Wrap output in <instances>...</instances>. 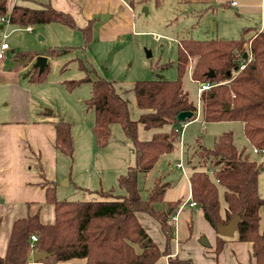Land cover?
Masks as SVG:
<instances>
[{"label": "trees", "instance_id": "16d2710c", "mask_svg": "<svg viewBox=\"0 0 264 264\" xmlns=\"http://www.w3.org/2000/svg\"><path fill=\"white\" fill-rule=\"evenodd\" d=\"M10 3L11 0H0V17L8 16L10 24L26 26L58 22L75 26L70 14L50 5L28 8L10 6ZM81 30L84 41L88 42L91 39L90 24ZM247 50L251 60L243 69H235L241 61L247 60L243 56ZM50 53L57 55L60 50L54 48ZM189 61L193 63L190 73L193 81L215 84L200 93L203 120L238 121L242 123L243 136L249 145L264 148V32L253 27L242 29L236 39H179L174 79L138 80L133 84L136 105L142 110L136 120L130 118L127 102L115 90L112 81L92 76L90 71L82 78L64 80L63 84L69 90L84 82L91 84L85 106L94 111L92 133L97 147L103 148L107 144L111 125L120 124L133 143L136 163L117 177L116 185L124 193H116L110 187L96 190L102 199L59 200L52 181L44 176L43 165L38 162L43 178L39 185L45 188V202L53 207V222L43 223L38 213L16 218L11 225L6 250L0 255V264H32L34 250L49 253L36 262L42 264L76 258H84L85 264H156L162 256L168 257L167 264H195L190 259L170 254L173 230L168 219L181 199L164 201V186L156 188L157 179L143 198L137 182L139 173L149 171L161 155L173 149L179 136L175 129H179L181 123L176 114L182 110L191 111L185 121L196 116V106L182 87ZM47 68L38 72L33 67L31 81L42 82ZM210 71L213 76L208 75ZM138 124L154 130L149 139L138 138ZM164 126L169 129H163ZM54 127L56 148L60 153L72 156L70 122L60 118L54 122ZM196 142V148L186 158L191 170V199L215 230L217 225L239 215L236 240L251 242L253 264H264V230L259 226L264 198L258 193L257 181L261 164L250 158L244 147L237 148L231 131L216 136L211 147ZM161 202L165 203L163 209L156 206ZM137 212H145L157 220L165 238L163 249L158 248L141 226ZM31 235L36 237L34 241L30 239ZM223 243L224 238L217 233L213 251L218 253Z\"/></svg>", "mask_w": 264, "mask_h": 264}, {"label": "rangeland", "instance_id": "374dc122", "mask_svg": "<svg viewBox=\"0 0 264 264\" xmlns=\"http://www.w3.org/2000/svg\"><path fill=\"white\" fill-rule=\"evenodd\" d=\"M16 1L32 3L26 0ZM132 2L133 13L128 12L124 16L125 21L128 22V30L114 33L115 31L112 32L109 28L102 31L92 27L91 39L88 42L84 41L81 30L58 22L34 24L32 31L25 30V25L8 23L4 24L5 28L0 29V42L4 34V40L9 45V49L5 52L7 65L23 66L33 53L49 55L45 79L40 84L27 86L31 89L32 118L56 121L61 116L72 125V156L63 155L53 148V156L47 157L46 160L41 159L44 173H50L53 176V180L50 181L59 200L102 199L96 190H108L110 187H113L116 193H124L116 185V175L125 173L128 165L134 166L136 163L133 143L127 138L129 145L125 146L120 124H112L107 144L103 148L97 147L91 133L94 113L91 108L86 109L84 105V101L89 97L91 84L84 82L69 91L63 86L64 80L82 78L90 71L92 76H101L112 81L116 91L127 102L130 118L135 120L140 109L135 103L133 84L138 80L174 79L179 39L183 37L199 40L219 37L233 39L239 35V32L230 34L228 30L225 33L220 32V27L219 31L212 29L211 19L208 17L199 19L200 5L194 3L177 0H132ZM211 13L210 15L217 20V24L227 29L232 23L231 18L235 15V10L229 7L216 8L213 14ZM54 48L60 50V53L52 55L50 51ZM147 52L150 54L148 55ZM192 64L189 61L186 74L182 77V87L197 108L199 84L190 78ZM7 90L6 87L0 88V117L5 119L8 117L9 109V104L3 103V100L9 97ZM48 110L51 113H48ZM45 113L48 114L44 115ZM196 113L193 120L180 123L179 136L173 149L161 155L149 171L138 174L137 182L141 196L147 197L157 179L156 188L165 187L164 181L171 185L166 187L165 199L183 197V199L180 198L181 202L186 200L188 193L186 179L187 175H190L186 158L196 148V141L198 140L205 147H211L216 136L222 132L231 131L237 148L245 147L249 157L261 164L257 181L259 194L264 197V155L252 152L243 136L241 123L238 121L205 122L201 114L202 102ZM163 129L168 130L169 126H164ZM153 132V129H144L141 124H138L139 139H149ZM186 149L187 152H185ZM26 155L27 164L24 166L26 174L23 177L33 182L38 171L37 154L34 155L28 149ZM178 160L182 161L183 169L175 166ZM183 170L186 173L188 171L186 177L182 174ZM29 187L35 188L31 193L33 197H38L40 185L34 183ZM22 193L25 194L23 191ZM156 206L163 209L165 203L161 202ZM183 206V212L178 213L176 219L177 229H181L182 236L188 233L185 218L190 212L188 204L184 203ZM15 210V212L3 213L0 220V233H5L12 217L38 213L43 223L53 222V207L44 201L28 209L19 207ZM136 214L140 223H144L142 215L150 216L145 212ZM152 220L158 223L157 220ZM168 223L172 225L171 222L168 221ZM199 223L200 219L193 212L190 233L185 240L187 243L184 248L188 249L185 255L204 259L209 251L200 245L198 241L200 237L197 239L201 228ZM260 228L264 229V205L260 209ZM172 242L170 240V244ZM209 249L213 250V247ZM170 252V254L173 253L172 250Z\"/></svg>", "mask_w": 264, "mask_h": 264}, {"label": "crops", "instance_id": "0c3cea01", "mask_svg": "<svg viewBox=\"0 0 264 264\" xmlns=\"http://www.w3.org/2000/svg\"><path fill=\"white\" fill-rule=\"evenodd\" d=\"M26 1H29V2L32 1V3H28L32 5H28L27 3H18L16 0H11L10 6L19 5V6H24L28 8H39L44 5H50L57 10L70 14L75 23V26L73 28H78L79 30L84 28L87 24H90L91 30H92V27H94L97 29H101L102 31L109 28L112 32L115 31L114 33L123 32V31L128 30V22L125 21L124 19L125 13H128V12L133 13V4H132L133 2H130L128 0H26ZM177 1L185 2V3L190 2L191 4L194 3L196 5H200V13L198 15L199 19L201 17L202 18L208 17V19H211V28L212 29L214 28V30L216 31H219V27H220L221 29L220 32L222 31L225 33L227 32L226 30H228L230 34H232V32L234 33L239 32L240 34V31L242 29L246 27H253L258 31L264 32V0H177ZM231 1H236V4L232 5L230 3ZM228 7L235 10V15L231 18L232 23L229 25V28L223 29L224 27L219 26L217 24V20L214 19L212 15H210V13L212 12L211 14H213L216 8H228ZM4 17L8 18V16H4ZM7 23L10 24L9 21L2 22L0 20V24L2 25L1 28H5L6 26L4 24H7ZM32 25H26L25 30L32 31ZM154 38L156 39L157 37H154ZM183 38H186V37H183ZM219 38L226 39L223 37H219ZM4 39L5 37L3 34L2 41H5ZM83 39H84V35H83ZM233 39H236V38H233ZM8 49H9V45H8V48L4 52H6ZM11 51L14 52L13 50ZM245 52H246L245 57H247L248 59L250 56L249 54L250 52L248 50ZM37 55L46 56V66H47L49 55L46 53L31 54L29 56V61L23 66H19V65L10 66V64L7 65L5 63L6 54L4 58L0 60V88L6 87V89H8L7 91H8V96H9L8 99L3 100L4 104L6 103L9 104L8 117L6 119L0 117V220L2 219V215L5 211L15 212L16 208L25 207L26 209H28L32 207L34 204H37L41 201L45 202V188L40 186L38 197H33L32 195L33 193H31V191L32 189H35V188L29 187L30 184H34V183L39 184L40 182H42L41 180H43V178L39 174V169L37 171V177L34 178L33 182H29L26 178L23 177V175L26 174L24 172V166L27 164L26 151L28 149L31 150V152H33L34 155L37 154V157H36L37 161L43 165V163L41 162V159L46 160L47 157L50 158L51 155L53 156L54 155L53 148H56L55 146L56 134H55V127H54L55 121H51V120L41 121V120H37V117L36 119L31 117V110H30V90L31 89L27 85L29 84L34 85V84L42 83V82H34V81H31L30 79V76L33 74V70H35L33 69V67H36L34 66V62H35V57ZM250 60H251V56H250ZM242 62L243 61H241L240 63ZM30 67H31V70H29ZM36 68H37V71L39 72L38 67ZM63 86L65 87L64 84ZM65 89L67 88L65 87ZM85 101H84V105H85ZM200 102L201 100H200V94H199V106L197 105L196 111L198 108H200ZM86 109H90V108H86ZM141 111L142 110L140 109L139 114L141 113ZM48 113H51V112H48ZM48 113H45L44 115H47ZM60 118H63V117L60 116L58 119ZM241 126H242V123H241ZM71 131H72V125H71ZM91 133H92V128H91ZM71 136L73 139L72 132H71ZM92 136H93V133H92ZM122 137L125 140L124 142L125 146L129 145L124 131H123ZM94 143H95V140H94ZM250 148L252 150L251 146ZM175 166H176V163H175ZM128 167H130V165H128ZM43 171H44V167H43ZM189 172L191 173V170H189ZM187 173L186 171L184 172V170L182 172V174L185 177ZM119 175H116V181ZM44 176L48 180H53V176L50 173H46V174L44 173ZM186 180H187V187H188V193L185 198L186 200H182V202L177 206V208H175L174 211L170 213L169 219H168V221L172 223V230L175 235V237L171 239L173 241L171 243L172 245L171 250L173 251L171 255L177 256L181 259H190L195 264H253L254 260L251 257V252H252L251 242L236 240L235 233L231 237L222 236L224 238V243L222 245L221 250L218 253H215L212 249L211 250L209 249L212 247L214 248L215 246L217 232L203 218L200 212V209L198 208L195 209L194 207H191L187 203V200L191 198L188 175H187ZM164 184H165L164 193H163L164 201L167 202V201H174L180 198L183 199V197L165 199L164 194L166 192V187H169L171 185L168 184L166 181H164ZM22 191L26 195L23 194ZM258 193H259V190H258ZM221 194H222V191H221ZM184 203L190 206V212L185 218L188 233L187 235L185 234L184 236H182L180 235L181 229L180 228L177 229L176 219L178 217V213L183 212ZM222 207H224L223 203H222ZM193 212H195L198 219H200L199 226H201V228L198 231L197 239L198 237H201L202 235H204L210 244L208 247H205L202 245L205 249L207 248L206 249L207 251H209L207 252L208 254L207 253L205 254L206 256L204 259H196L194 258V256L191 257L192 255L191 256L185 255V252H188V249L186 247L184 248V245L185 243H187L185 242V240L188 239L187 236H189L188 234L190 233L189 228L192 223V213ZM19 217H23V216L12 217L8 223V226L5 229V233H2V232L0 233L1 234L0 236V255L4 254L6 250L7 241H8L12 223L16 218H19ZM141 218H142V221L144 222V223H140L141 226L144 228L146 233L151 237V239L156 243L158 248L163 249L164 244H165V238H164L163 233L160 230L159 224L153 221L152 219L154 218L150 216L142 215ZM259 226H260V221H259ZM260 230L262 229L260 228ZM167 262H168L167 256H162L158 259L156 264H167ZM32 264H42V263L32 262ZM53 264H85V259L76 258V259H71V260L64 261V262H57Z\"/></svg>", "mask_w": 264, "mask_h": 264}, {"label": "water", "instance_id": "95a60500", "mask_svg": "<svg viewBox=\"0 0 264 264\" xmlns=\"http://www.w3.org/2000/svg\"><path fill=\"white\" fill-rule=\"evenodd\" d=\"M143 10H145L146 12V8H144ZM2 27V25L0 24V28ZM147 54L149 55L150 52H147ZM243 56H246V52H244ZM34 66L38 67L39 72L43 70V68L46 66V56L44 55H37L35 57V62H34ZM209 76H213L214 73L212 71H210L208 73ZM50 112V110H48ZM192 112L188 111V110H182L179 111L176 114V119L179 122H184L186 119H188L191 116ZM239 215H234L227 223L225 224H221V225H217L216 226V231L220 236L223 237H231L234 235L235 231H236V227L237 224L239 222ZM199 242L201 245L208 247L210 244L207 240V238L205 236H201L199 238ZM49 255L48 252H40L37 250H34L31 253V260L33 262H38L39 260L47 257Z\"/></svg>", "mask_w": 264, "mask_h": 264}, {"label": "built area", "instance_id": "2783aa9c", "mask_svg": "<svg viewBox=\"0 0 264 264\" xmlns=\"http://www.w3.org/2000/svg\"><path fill=\"white\" fill-rule=\"evenodd\" d=\"M232 5H235L236 4V1H231L230 2ZM0 20L2 21V22H8V18L7 17H4V16H2V17H0ZM5 36V35H4ZM8 48V44L5 42V41H2L1 43H0V60L1 59H3L4 58V56H5V50ZM250 54V53H249ZM250 56H251V54H250ZM250 56H249V58L246 60V61H243L242 63H240L239 65H238V70H241V69H243L244 67H245V65H246V63L247 62H249L250 61ZM237 70V71H238ZM213 85H215V84H212V83H210V82H202V83H200L199 84V87H198V89H197V91H198V94H200L203 90H207V89H209L211 86H213ZM176 131H179V129H175ZM252 152L253 153H256V154H263L264 155V148H257V147H252ZM176 167L177 168H183V163H182V161L181 160H179V161H177L176 162ZM187 203L191 206V207H194L195 209H197L198 208V206H197V204H196V202L194 201V200H192L191 198H189L188 200H187ZM199 209V208H198ZM30 239L32 240V241H34L35 239H36V237L34 236V235H31L30 236Z\"/></svg>", "mask_w": 264, "mask_h": 264}]
</instances>
